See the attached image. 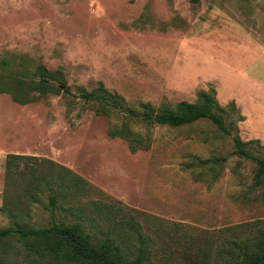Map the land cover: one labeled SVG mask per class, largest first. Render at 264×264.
<instances>
[{
	"label": "rangeland",
	"instance_id": "374dc122",
	"mask_svg": "<svg viewBox=\"0 0 264 264\" xmlns=\"http://www.w3.org/2000/svg\"><path fill=\"white\" fill-rule=\"evenodd\" d=\"M41 66L69 92L16 102L17 79L39 80ZM101 84L121 107L85 101ZM0 86L1 228L81 219L62 193L53 207L47 189L34 201L18 180L62 166L100 191L84 197L104 204L96 216L88 205L104 232L92 234L117 223L149 264H227L264 229L257 163L233 154L238 137L264 157V0H0ZM201 92L215 96L231 135L208 119L170 127L130 115ZM125 124L147 149L111 135ZM11 155L26 159L10 169Z\"/></svg>",
	"mask_w": 264,
	"mask_h": 264
},
{
	"label": "trees",
	"instance_id": "16d2710c",
	"mask_svg": "<svg viewBox=\"0 0 264 264\" xmlns=\"http://www.w3.org/2000/svg\"><path fill=\"white\" fill-rule=\"evenodd\" d=\"M198 2L199 0H193ZM40 79L28 80V74L23 72L24 76L17 79V91L14 94V100L22 104H29L36 101L40 96H33L32 92H39L40 95L47 93L69 92L57 87L52 83L56 80L54 73L48 71L44 66L39 67ZM58 73V72H57ZM59 77V76H58ZM63 80V77H62ZM64 82H60L63 84ZM0 91L6 90L0 86ZM99 93L82 92V97L86 102H97L104 107H121L115 100H111V95L101 86ZM217 100L211 93L201 92L196 102L182 101L176 109L162 107L160 110L146 105L147 111L142 114H133L132 117L141 118L142 121L150 125H162L170 127H181L192 124L199 120H211L224 133L231 135V125L227 124L223 115L217 111ZM106 109H108L106 107ZM112 136H119L126 140L133 152L140 149H147L149 146L142 142L140 135L134 132L128 125H123L121 129L113 131ZM235 150L233 154L253 160L257 163L256 185L264 184V157L253 154L246 148L247 143L240 138L235 137ZM8 168L11 169L13 159H26L24 156H9ZM227 158H219L225 161ZM57 174L49 175L42 172L31 173L27 179L26 173H20L18 180L22 181L27 191V197L38 201V194L41 190L47 189L50 192V204L55 207L58 201L59 193H62V205L68 208V212L73 213L80 220L60 222L53 221L49 227H0V264H149L147 250L139 247L137 255L130 248V235L126 232L122 239L115 233L114 227L117 223L107 225L105 236L99 237L97 234H104L101 231L100 222H96V215L105 213L102 197L97 200L90 199L84 201L85 196L97 194L99 190L95 188L84 177L64 168L59 167ZM70 190V191H68ZM27 197L25 199H27ZM261 200L264 203V191L261 194ZM93 202V215L88 214V205ZM93 222V225L91 224ZM113 224V225H112ZM120 225H126L120 224ZM136 232L139 230L135 225ZM97 231H94L93 229ZM92 230L93 232L89 231ZM124 232V231H122ZM92 233H97L95 236ZM118 237L121 239L119 240ZM239 251L234 250L229 253L230 261L227 264H264V229L261 230L252 243L239 246ZM22 252V260L19 262L17 253ZM12 256L14 258L12 259ZM228 259V258H227ZM233 262V263H232ZM225 264V262L223 263Z\"/></svg>",
	"mask_w": 264,
	"mask_h": 264
},
{
	"label": "bare ground",
	"instance_id": "6f19581e",
	"mask_svg": "<svg viewBox=\"0 0 264 264\" xmlns=\"http://www.w3.org/2000/svg\"><path fill=\"white\" fill-rule=\"evenodd\" d=\"M256 88H257V87H256ZM256 88H255V89H256ZM237 92H238V91H237Z\"/></svg>",
	"mask_w": 264,
	"mask_h": 264
}]
</instances>
